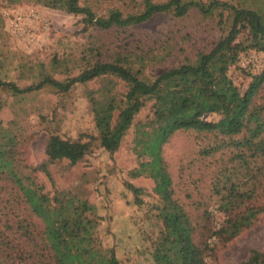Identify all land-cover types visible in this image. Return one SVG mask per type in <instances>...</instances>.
Wrapping results in <instances>:
<instances>
[{"label": "rangeland", "instance_id": "obj_1", "mask_svg": "<svg viewBox=\"0 0 264 264\" xmlns=\"http://www.w3.org/2000/svg\"><path fill=\"white\" fill-rule=\"evenodd\" d=\"M221 1L264 12V0ZM79 3L95 5L98 15L109 8L124 10L117 0L100 3L79 0ZM223 14L224 21L227 12ZM82 29L81 15L46 8L34 0L12 4L0 0V81L23 88L43 75L58 80L74 76L82 66L83 52L93 43L102 45L109 55L156 46L167 49L164 60L152 62L144 72L146 79H153L187 59L194 60L197 53L208 52L227 33L228 23L218 24V17L203 18L190 11L182 18L158 14L121 34ZM169 51L171 54L167 56ZM263 69L264 55L248 50L229 68L228 76L243 94L251 81L249 75L259 74ZM128 87L129 82L111 70L75 86L67 95L54 94L47 88L24 98L3 92L0 123L6 128L14 120L25 133V143L20 146L22 165L30 170L44 166L47 174L42 171L31 174L25 169L24 172L30 173L44 194L52 199L64 192L87 200L97 216L96 236L102 246L112 248L121 264H153L149 249L150 238L157 235L160 227L154 208L158 201L151 179L128 175L140 161L132 151L134 128L128 130L119 149L112 154L97 142L109 127L97 122L96 116L109 112L111 124L115 123ZM255 102L264 103V85ZM150 105L146 104L134 123L150 115ZM43 117L48 124L41 120ZM205 119L217 121L219 117L209 115ZM47 131L63 139L81 137L87 154L76 164L68 160L50 162L44 152ZM221 138L178 131L163 146L175 197L199 223H203L204 211L210 213L209 226L216 235L209 239L212 250L204 254L200 264H242L251 250L264 251V169L240 183L229 214L224 215L218 210L211 188L233 149L224 147L204 154V150L219 145ZM127 183L142 189L141 204L134 203ZM20 197L11 181H0V235H5L25 254L26 261L16 264H54L43 235L44 224ZM225 236L230 239L226 241ZM198 239L201 240L200 236Z\"/></svg>", "mask_w": 264, "mask_h": 264}, {"label": "trees", "instance_id": "obj_2", "mask_svg": "<svg viewBox=\"0 0 264 264\" xmlns=\"http://www.w3.org/2000/svg\"><path fill=\"white\" fill-rule=\"evenodd\" d=\"M6 1L12 4L19 0ZM34 1L46 8L81 15L84 32L93 29L121 34L155 15L182 18L190 11L203 18L218 17V24L228 23L227 33L208 52L197 53L194 60L187 59L153 79H146L144 72L152 62L164 60L167 49L156 46L109 55L103 51L102 45L93 43L83 52L82 66L74 76L58 80L43 75L37 82L23 88L13 82L0 81L1 109L3 92L24 98L47 88L54 94L67 95L75 86L111 70L126 79L129 87L125 103L115 123L111 124L109 112L96 116L97 122L109 127L107 133L97 139L98 145L112 154L119 149L128 130L134 128L132 151L140 161L128 175L151 179L158 201L154 208L160 227L157 235L150 238L151 260L153 264H200L204 254H210L212 250L209 239L216 235L209 226L210 213L204 211L203 223H199L175 197L163 146L174 133L185 131L197 136L222 137L219 145L204 150V154L232 147L231 156L219 169L211 188L218 210L228 215L240 183L264 169V103L255 102L264 85V69L259 74L249 75L251 81L243 94L228 76L229 68L238 61L241 53L254 50L264 55V12L221 0H117L124 10L109 8L105 14L98 15L95 5L81 6L79 0ZM224 12L227 17L223 21ZM170 54L169 51L167 56ZM149 102L150 115L134 123L135 117ZM209 115H217L219 119L206 121ZM41 120L48 124L46 118ZM8 125L5 128L0 123V181H11L21 195L19 199L44 224L43 235L54 264H121L114 250L105 248L98 240L97 216L87 200L64 192L51 199L32 180L28 174L46 173L45 168L30 170L22 165L20 146L25 143V133L14 120ZM47 132L44 152L50 162L68 160L76 164L87 154L81 137L63 139L54 132ZM24 169L30 173L26 174ZM126 188L134 196V203L141 204L142 189L129 183ZM224 238L226 241L230 239L228 236ZM25 261L20 247L0 235V264ZM242 264H264V251L251 250Z\"/></svg>", "mask_w": 264, "mask_h": 264}]
</instances>
